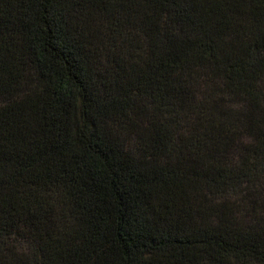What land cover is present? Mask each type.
I'll list each match as a JSON object with an SVG mask.
<instances>
[{"label": "trees", "instance_id": "trees-1", "mask_svg": "<svg viewBox=\"0 0 264 264\" xmlns=\"http://www.w3.org/2000/svg\"><path fill=\"white\" fill-rule=\"evenodd\" d=\"M0 264H264V0H0Z\"/></svg>", "mask_w": 264, "mask_h": 264}]
</instances>
